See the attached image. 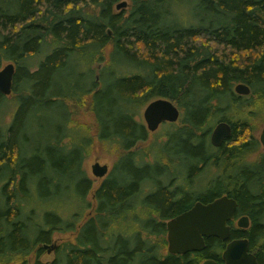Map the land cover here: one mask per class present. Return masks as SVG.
<instances>
[{"label":"trees","instance_id":"obj_1","mask_svg":"<svg viewBox=\"0 0 264 264\" xmlns=\"http://www.w3.org/2000/svg\"><path fill=\"white\" fill-rule=\"evenodd\" d=\"M122 1L128 8L116 9ZM3 63L15 68V109L0 120V264H222L227 242L240 238L264 264V153L255 165L242 162L260 148L247 137L264 113V0H0ZM239 83L249 95L235 93ZM6 98L0 93V117ZM158 98L180 110L164 133L178 149L149 162L150 151L137 150L149 136L139 113ZM84 101L98 141L121 153L87 216L92 181L82 163L92 139L72 117ZM220 121L231 127L226 143L240 142L214 150L209 136ZM210 166L223 176L193 190ZM223 194L250 227L231 225L228 241L169 254L166 222ZM66 232L74 242L41 261L53 235Z\"/></svg>","mask_w":264,"mask_h":264},{"label":"water","instance_id":"obj_2","mask_svg":"<svg viewBox=\"0 0 264 264\" xmlns=\"http://www.w3.org/2000/svg\"><path fill=\"white\" fill-rule=\"evenodd\" d=\"M126 6V1L116 5V9ZM15 68L7 63L0 69V93L4 96L11 94ZM235 93L247 96L250 89L245 84H237ZM143 120L149 132H154L163 123H175L180 117V110L171 101L158 98L148 103L142 113ZM231 136V127L227 122L215 124L210 143L219 147L222 142ZM259 143L264 149V127L259 135ZM91 172L96 178H104L108 174V167L95 162ZM237 203L234 199L224 195L211 202H196L194 205L166 222L167 252L174 255H183L190 252H200L205 249V239L215 237L221 241H228L230 226L228 221L234 217ZM239 228L247 227V218L238 220ZM47 252L53 251L55 245H45ZM202 264H217L211 259ZM222 264H258L256 257L250 252L249 241L245 238L227 242L222 252Z\"/></svg>","mask_w":264,"mask_h":264},{"label":"rangeland","instance_id":"obj_3","mask_svg":"<svg viewBox=\"0 0 264 264\" xmlns=\"http://www.w3.org/2000/svg\"><path fill=\"white\" fill-rule=\"evenodd\" d=\"M128 1H126V5H128ZM128 7H124V9H127ZM110 47H108L105 51V57L108 55ZM42 58V57H41ZM38 62V58H35L32 60V64H37ZM7 63H3L2 66L6 65ZM105 62L104 63H100V64H96L93 66V75L94 77L99 78L100 75V71L102 70V68L104 67ZM77 73V72H75ZM77 78L76 75H74V79ZM15 95L13 93L7 95V102L8 105H5L2 109V113H1V123L2 124H6L10 121V115L9 112L13 111L15 109V105H12L11 102L13 100V97ZM145 106H143L140 109V113H139V120H141L142 122H144L143 117H142V113L144 110ZM72 117L73 120L81 125L83 128L87 129L89 131L90 137L92 139V149L90 150V153L88 155V157H86V159L83 161L82 163V170L85 172L86 176L88 177V179H90L92 181V189L91 191L88 193L87 195V199L90 202V209L87 210L86 212H84L83 215L87 216L90 215L93 211V208L95 206V202L93 200V193L94 191L98 188V186L100 185V183L102 182L103 178H96L92 172H91V167L95 162H98L100 165H106L108 167V173L111 171L112 166L114 161L119 157V155L121 153L116 152L114 150L111 149V146L109 145H104L101 144L98 139L96 138V124H95V120L93 117V114L91 113V111L89 110V105H88V101H84L82 104H80L79 106L75 107L74 110L72 111ZM264 113L260 116H257V118L255 119V123L254 124V128L250 129L248 131V140H251L252 137L256 138L259 141V135L261 132V129L264 127ZM145 123V122H144ZM174 125H177V123H173ZM168 124L164 123L162 125H160L158 127V129L154 132H149V136L147 138V140L145 142H141L137 145V150L138 151H150V154L147 156H145V158H143L144 161H149L152 162L153 160H155L153 158V155H155L157 152L163 151V152H167L169 154V157H173V153L171 150V147L173 149H178V143L176 145L173 144L174 142V138L172 137L171 142H167L166 137L164 135L166 127ZM210 139V136H209ZM240 141H231L226 143L227 147H231L233 145H237ZM260 144V143H259ZM182 148V149H181ZM179 151L182 153V155L184 154V151H186L185 146L183 145L182 147L179 146ZM263 151V148L260 145V148L256 151H251L249 152V154H245V158H243L242 162H253L256 161L258 158V154L261 153ZM175 154V153H174ZM176 155V154H175ZM182 155H180L179 153V157H182ZM122 160V159H120ZM223 172L220 168H215L214 166H210L208 169H206L202 174L201 177L199 179L196 180V182L193 184H191V187L193 190L196 191H202L204 187L207 186L208 182L212 179L215 178H219L223 176ZM66 196L61 197V199L59 200L58 203H62L63 201H66ZM55 203H56V199H55ZM75 233L74 232H66V233H55L53 235L52 241L50 243V245H55L58 246L63 242H74V237ZM165 249H167V247H165ZM164 251V250H163ZM166 251V250H165ZM53 251L51 252H47L45 251L44 254L41 255L40 260L41 261H50L53 258ZM35 258V252L31 254V256L28 258L29 263H32L33 259Z\"/></svg>","mask_w":264,"mask_h":264},{"label":"flooded vegetation","instance_id":"obj_4","mask_svg":"<svg viewBox=\"0 0 264 264\" xmlns=\"http://www.w3.org/2000/svg\"><path fill=\"white\" fill-rule=\"evenodd\" d=\"M227 140V139H226ZM226 140H224L223 142H222V144H224V145H226ZM222 144L219 146V147H213L212 145V148L214 149V150H218L221 146H222ZM264 153V149H263V151H262V154ZM245 154H249V151L248 152H245L244 153V155H243V158H245ZM259 154H261V153H259ZM242 158V159H243ZM257 161L258 160H256V161H253V162H251V163H249V162H245V164H248V165H255V164H257ZM224 195H226V196H228L227 194H223V195H221V196H224ZM229 197V196H228ZM218 198V197H217ZM230 198H232V197H230ZM216 199V198H215ZM232 199H234V198H232ZM235 200V199H234ZM236 201V200H235ZM198 202V201H197ZM196 203V202H195ZM237 203V202H236ZM194 205V204H193ZM192 205V206H193ZM191 206V207H192ZM190 209V208H189ZM242 217H246L247 218V227L246 228H239L238 226H237V222H238V220L240 219V218H242ZM228 225L231 227V225L232 226H234V227H237L238 229H241V230H247L249 227H250V225H251V222H250V217L248 216V215H246V214H238L237 213V207H236V210H235V213H234V217L230 220V221H228ZM231 229V228H230Z\"/></svg>","mask_w":264,"mask_h":264}]
</instances>
